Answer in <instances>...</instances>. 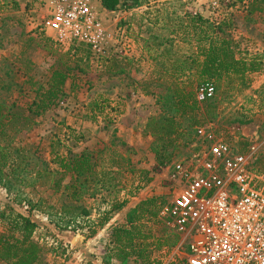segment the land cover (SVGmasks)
<instances>
[{
	"label": "rangeland",
	"instance_id": "374dc122",
	"mask_svg": "<svg viewBox=\"0 0 264 264\" xmlns=\"http://www.w3.org/2000/svg\"><path fill=\"white\" fill-rule=\"evenodd\" d=\"M228 3L229 0H127L126 6L117 12L105 13L101 0H95L106 30L104 52L95 54L91 50L89 67L83 63L84 72L74 70L57 106L37 118L34 129L23 133L17 144L29 157L28 169L36 164V170L42 169L41 162L53 158L50 145L52 141L56 143V135L65 144L75 145L65 136L66 128L71 127L83 135L79 151L105 148L101 167L112 169L113 158L121 163V168L113 169L115 180L109 190L82 203L91 209V215L77 221L65 216L61 209L76 204L45 187L22 186L18 187L19 192L9 193L0 186V203L19 199L23 203L15 208L25 215L29 202L42 208L34 211L32 218L40 225L34 238L45 248L43 264H118L108 252L113 247L109 234L114 227L125 224L132 203L138 205L152 197L170 198L173 187L169 172L156 162L151 151L154 139L146 135L148 122L159 117L163 110L161 95L165 89L158 87L157 81L160 73H164L161 63L166 59L164 47H159V43L174 40V57L185 54L191 45L187 40L191 38L184 31L188 15L211 20L227 17L232 23L230 37L239 43L242 51L264 62V14L246 22L241 6L228 8ZM47 11L48 0H7L0 10V89L3 88L0 96L9 105L15 102L22 108L31 104L35 88L29 79L46 83L57 61L75 47L60 45L53 35L41 30ZM73 55L74 51L70 57L75 67ZM109 66H115L114 72L107 71ZM120 71L125 73L119 74ZM218 93V117L205 125L212 124L225 133L233 145L252 157L257 168L264 171V71L252 75L247 88L229 91L223 86ZM96 103L106 108L104 116L95 113ZM193 150L192 145L179 149L166 164L191 157ZM139 171L149 174L146 177ZM123 201H128L126 207L101 228L100 222L111 205ZM166 225L154 227L153 233L160 237L163 229L173 232ZM55 231L74 234V238L70 236L67 242L59 239ZM179 244L173 249L157 251L153 258L161 264L173 261L181 264L175 254Z\"/></svg>",
	"mask_w": 264,
	"mask_h": 264
},
{
	"label": "trees",
	"instance_id": "16d2710c",
	"mask_svg": "<svg viewBox=\"0 0 264 264\" xmlns=\"http://www.w3.org/2000/svg\"><path fill=\"white\" fill-rule=\"evenodd\" d=\"M126 3L127 0H101L103 9L108 12H117ZM5 5L7 0L1 1L0 10ZM237 6L243 9L246 22H251L255 15L264 14V0H229L228 8ZM186 24L185 35L191 38L187 39L191 44L188 52L174 57V40L166 39L159 43V47H164L166 59L161 63L164 73H160L157 81L158 87L165 89V94L161 95L163 110L159 117L148 122L146 135L154 139L151 151L160 166L171 162L179 149L195 142L197 127L217 119L218 92L223 86L229 91L247 88L250 77L264 71L262 59L242 51L239 43L230 37L232 23L227 17L211 20L201 15H188ZM73 51L75 67H72L70 57ZM91 56L90 48L75 46L57 61L46 83L30 78L33 90L35 88L32 91L35 99L26 107L21 108L15 102L9 105L0 96V186L9 193L12 190L19 192L18 187L22 186L45 187L66 198L69 203L76 204L61 208L65 216L75 218L74 221L90 217L91 209L82 203L109 190L115 180L113 169L116 167V170H120L121 163L111 158L112 169L102 168L101 158L106 149L85 148L79 151L78 144L82 142L83 135L67 127L65 136L75 145L65 144L56 135V143L52 141L50 145V155L53 157L50 162L42 161V169L36 170L38 164L28 169L29 157L17 140L23 133L34 129L37 118L57 106L68 81L72 80L74 70L84 72L81 65L85 63L89 67ZM114 69L115 66L107 67L110 73ZM205 85H213L215 95L199 102L198 92ZM105 109L101 104H95V113L104 116ZM111 111L116 110L111 108ZM123 146L130 151L126 144L123 143ZM121 160L124 162V159ZM139 174L147 177L149 173L139 171ZM22 203L19 199L0 203V264H43L45 248L34 238L40 225L32 218V213L42 208L29 202L28 215H25L15 208ZM165 203L166 200L159 197L148 198L127 214L125 224L111 230L109 241L113 247L108 252L113 261L118 264L129 261L133 264H161L157 258H153L154 253L165 248L173 249L179 244L180 237L167 229L161 231L160 237L153 233L154 227L167 224L161 217ZM127 204L128 201L112 204L100 227L108 224L112 215L122 211ZM59 216L64 220L62 214ZM181 264H185V260Z\"/></svg>",
	"mask_w": 264,
	"mask_h": 264
},
{
	"label": "built area",
	"instance_id": "2783aa9c",
	"mask_svg": "<svg viewBox=\"0 0 264 264\" xmlns=\"http://www.w3.org/2000/svg\"><path fill=\"white\" fill-rule=\"evenodd\" d=\"M41 30L64 46L104 52L106 30L95 0H48ZM215 87L200 88L199 102ZM191 157L163 167L173 193L161 217L180 237L185 264H264V171L212 124L196 128ZM171 264H177L176 261Z\"/></svg>",
	"mask_w": 264,
	"mask_h": 264
},
{
	"label": "water",
	"instance_id": "95a60500",
	"mask_svg": "<svg viewBox=\"0 0 264 264\" xmlns=\"http://www.w3.org/2000/svg\"><path fill=\"white\" fill-rule=\"evenodd\" d=\"M55 233L59 239L65 240L67 242H69L70 236H71V238H74V234L72 235L71 233H60V232H56V231H55Z\"/></svg>",
	"mask_w": 264,
	"mask_h": 264
},
{
	"label": "crops",
	"instance_id": "0c3cea01",
	"mask_svg": "<svg viewBox=\"0 0 264 264\" xmlns=\"http://www.w3.org/2000/svg\"><path fill=\"white\" fill-rule=\"evenodd\" d=\"M105 13H108L107 11H105ZM67 89H68V83H67V85H66V87H65V91H67ZM136 205H137V202H133L132 203V205H131V208L133 209V208H135L136 207ZM122 223H124V219L122 220ZM114 224V223H113Z\"/></svg>",
	"mask_w": 264,
	"mask_h": 264
}]
</instances>
